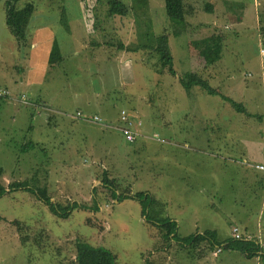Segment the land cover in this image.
Here are the masks:
<instances>
[{"label": "rangeland", "instance_id": "374dc122", "mask_svg": "<svg viewBox=\"0 0 264 264\" xmlns=\"http://www.w3.org/2000/svg\"><path fill=\"white\" fill-rule=\"evenodd\" d=\"M120 1L126 17H108L107 0L17 3L35 7L27 38L42 24L56 37L48 72L27 104L14 100L12 80L30 53H18L0 2V86H12L14 98L0 110L1 182H26L44 188L53 204L78 205L60 218L30 192L7 189L0 264H77V243L103 248L115 264H264V173L253 167L264 164V0H186L195 16L168 39L173 68L177 76L197 73L220 95L199 87L186 93L178 77L161 73L154 48L169 27L164 0ZM211 36L219 47L190 57L188 42ZM78 111L104 123L126 111L142 122L140 137L129 144L110 124L76 119ZM104 177L114 181L116 198ZM138 193L176 223L175 241L160 236L151 211L142 215V202L126 198ZM234 227L259 244L257 255L222 247L215 256L206 241H182L212 231L224 246Z\"/></svg>", "mask_w": 264, "mask_h": 264}, {"label": "trees", "instance_id": "16d2710c", "mask_svg": "<svg viewBox=\"0 0 264 264\" xmlns=\"http://www.w3.org/2000/svg\"><path fill=\"white\" fill-rule=\"evenodd\" d=\"M1 1L4 2L5 25L8 31L16 39L17 42L24 45L26 42L30 21L35 12L34 5L32 3H26L22 8L18 9L17 3L21 0H0V2ZM231 3L233 4V2ZM225 4L229 6L230 2L226 1ZM106 5L108 17H126L129 14L127 5H125L120 0H107ZM234 5L238 6L239 8H242V6L238 3ZM164 7L166 16L169 20L168 29H170V31L168 29L164 30L162 34L156 37V46L154 48V51L158 56V65L161 70V73L169 74L172 77H178V83L186 93L189 92L193 87H199L208 95H220L214 88H212L208 84L205 79H203L197 73L186 72L181 76H177L173 68V60L168 44V39L171 36L178 37L185 33V30L189 26L187 19H192L195 16V10L192 6L187 5L186 0H164ZM204 11L208 14H211L213 12L212 4L205 5ZM61 23L66 26L68 30V26L64 18L61 20ZM219 45V38L211 36L200 40L188 42L187 49L190 57H198L200 59H204L213 50H215V48H218ZM221 97L225 101L230 103L232 107L235 108V110H237L238 112L244 111L241 104H238L227 97ZM4 102H7V100L2 99L0 101V108L1 104H3ZM2 177L3 170L0 168V197L6 194L7 189H9V192H15L17 190L23 189L35 195L40 202H44V204L48 206L51 213L60 218H66V212L78 206L76 203L69 204V206L67 205L65 207H60V205H58L57 203L53 204L50 202V197L47 196V192L44 188L39 191H33L28 188V184L26 182H12L6 188L1 182ZM102 186L108 188L109 190H112L114 192V197L116 198V194L114 191V181L107 180L104 177L102 180ZM126 198L136 199L142 202L144 204L142 215H145V209H147L148 212L151 211L149 216H147V219L149 221H152L155 226L159 229L160 236L163 237L164 240L167 242L175 241L177 237L176 223L171 221L169 218L163 216V213L160 211L163 210V207L160 206L161 204L159 202L155 201L154 199L148 198L142 193L135 194L134 196L129 195ZM118 199L120 200V198ZM157 209L162 214L161 217L155 214V210ZM214 237V232L205 231L200 236L189 237L182 241L186 242L187 244L191 243L193 245L206 241V244L210 247L211 251L214 250L213 246H215L216 249L220 250L222 247L233 248L239 251L247 258L254 257L258 254L257 252L260 251L259 244H257V242L253 239H231L228 240L227 244L222 246V243L220 245L215 243ZM76 262L77 264H115V257L101 247H93L88 244L77 243Z\"/></svg>", "mask_w": 264, "mask_h": 264}, {"label": "crops", "instance_id": "0c3cea01", "mask_svg": "<svg viewBox=\"0 0 264 264\" xmlns=\"http://www.w3.org/2000/svg\"><path fill=\"white\" fill-rule=\"evenodd\" d=\"M3 25L4 27H6L5 24ZM28 31L30 32V30ZM27 36H28V32H27ZM55 39H56L55 33L50 29L48 24H42V25H36L34 27L33 33L29 34V38L26 37V42L24 45L16 41L19 45H22V48L21 46L18 45V50H20L21 48V52H18V53H22L25 51L29 52L30 58L27 59V63L29 62L27 66H23L24 68V71L22 72L23 74H21L18 71V77L16 78V80H12L13 78H11L12 82L17 87L16 93L18 94L14 96L20 97L22 95H25L26 100L28 102L31 101L32 94H35V93H32L33 90L34 92H36L33 86L42 84L44 81V76L48 72L49 62H50L51 53H52V50L55 44ZM26 69L28 73H25ZM22 86H26L30 88L31 93H26L27 94L26 95L24 92L23 93L18 92ZM0 88L7 89L10 92V94L13 93L12 86L10 87L0 86ZM0 110H2V108H0Z\"/></svg>", "mask_w": 264, "mask_h": 264}, {"label": "built area", "instance_id": "2783aa9c", "mask_svg": "<svg viewBox=\"0 0 264 264\" xmlns=\"http://www.w3.org/2000/svg\"><path fill=\"white\" fill-rule=\"evenodd\" d=\"M2 99L9 101L14 98L11 96L10 92L7 89L0 88V101ZM14 100H18V102L22 104H27L25 95L20 96L18 99L15 98ZM75 117L78 120L88 119L94 124H101V123H103L104 125L110 124L111 127L117 130L121 134V136L124 138V140L129 144L135 143L137 138L140 137L139 128L142 127V122L138 118L130 116L126 111H121L119 113L118 115L119 118H118L117 123H106V122L104 123L102 122L101 118L97 115H94L93 117L88 118L85 114H83L80 111L76 112ZM150 139L159 141V138L155 137L154 135L151 136ZM253 167L254 169L264 173V164H256ZM232 239L252 240V237L250 235L244 236L237 227H234L232 229ZM219 252H220V249H217L214 255L216 256V254Z\"/></svg>", "mask_w": 264, "mask_h": 264}, {"label": "clouds", "instance_id": "9594fccd", "mask_svg": "<svg viewBox=\"0 0 264 264\" xmlns=\"http://www.w3.org/2000/svg\"><path fill=\"white\" fill-rule=\"evenodd\" d=\"M217 250V249H216Z\"/></svg>", "mask_w": 264, "mask_h": 264}]
</instances>
